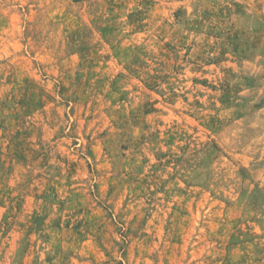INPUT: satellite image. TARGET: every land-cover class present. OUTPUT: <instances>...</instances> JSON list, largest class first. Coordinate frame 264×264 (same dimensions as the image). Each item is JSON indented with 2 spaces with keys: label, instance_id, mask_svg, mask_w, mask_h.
Instances as JSON below:
<instances>
[{
  "label": "rangeland",
  "instance_id": "1",
  "mask_svg": "<svg viewBox=\"0 0 264 264\" xmlns=\"http://www.w3.org/2000/svg\"><path fill=\"white\" fill-rule=\"evenodd\" d=\"M0 264H264V0H0Z\"/></svg>",
  "mask_w": 264,
  "mask_h": 264
}]
</instances>
